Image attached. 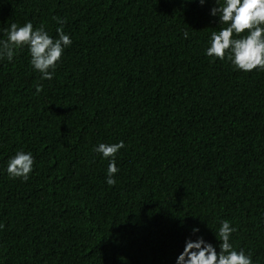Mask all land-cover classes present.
Masks as SVG:
<instances>
[{
  "label": "trees",
  "instance_id": "1",
  "mask_svg": "<svg viewBox=\"0 0 264 264\" xmlns=\"http://www.w3.org/2000/svg\"><path fill=\"white\" fill-rule=\"evenodd\" d=\"M211 6L0 0V39L28 21L55 36L60 16L73 41L51 81L26 49L0 61V264H174L193 225L219 250L222 219L264 264V71L204 55ZM119 140L109 186L92 149ZM20 149L27 181L3 171Z\"/></svg>",
  "mask_w": 264,
  "mask_h": 264
},
{
  "label": "clouds",
  "instance_id": "2",
  "mask_svg": "<svg viewBox=\"0 0 264 264\" xmlns=\"http://www.w3.org/2000/svg\"><path fill=\"white\" fill-rule=\"evenodd\" d=\"M203 6L206 0H196ZM209 15L217 18L218 31H212L204 48V55L211 60L227 61L234 71H264V0H211ZM58 25L55 36L49 34L41 24L34 27L31 21L19 25L10 23L0 39V61L12 62L20 50H27L29 64L40 80L51 81L62 56L73 41L64 31L65 19L53 16ZM188 39L189 33L183 32ZM41 84H36L39 93ZM125 148L123 140L114 143L100 142L92 151L107 160L105 182L109 186L116 183L119 167L116 155ZM35 157L31 151L17 150L8 157L3 171L11 179L27 181L34 170ZM2 227V225H0ZM237 228L231 221L222 219L214 234L219 241L218 249L213 243L198 235L200 228L193 225L190 235L185 238L183 250L176 256L174 264H254L252 254L233 246L232 234ZM195 237V238H193Z\"/></svg>",
  "mask_w": 264,
  "mask_h": 264
}]
</instances>
